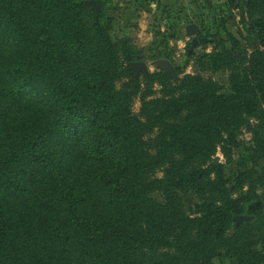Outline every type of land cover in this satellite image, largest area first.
Masks as SVG:
<instances>
[{
    "label": "trees",
    "instance_id": "1",
    "mask_svg": "<svg viewBox=\"0 0 264 264\" xmlns=\"http://www.w3.org/2000/svg\"><path fill=\"white\" fill-rule=\"evenodd\" d=\"M250 30L245 79L225 95L199 76L136 75L103 0H0V264H264V211L228 236L247 198L215 161L243 125L264 158V16ZM237 185L263 186L264 169Z\"/></svg>",
    "mask_w": 264,
    "mask_h": 264
},
{
    "label": "rangeland",
    "instance_id": "2",
    "mask_svg": "<svg viewBox=\"0 0 264 264\" xmlns=\"http://www.w3.org/2000/svg\"><path fill=\"white\" fill-rule=\"evenodd\" d=\"M103 3L104 21L112 27L110 36L114 42L127 43L131 48L130 68L136 75L161 71L175 82L184 75L199 76L213 82L219 93L225 95L233 93L234 76L245 79L244 69L256 47L250 24L264 16V4L253 2L248 7L252 0H103ZM217 53L229 58L227 66H216ZM139 108L140 103H136L134 111L139 112ZM257 123L250 119L252 126ZM223 141L217 147L215 161L222 165L224 179L234 197L247 198L243 214L234 218L230 237L241 223L254 221L256 213L264 211V185L253 191L247 185L243 190L237 185L240 174L261 173L264 158H257L252 152L255 141L248 126H241L231 135L224 134ZM178 197L183 211L196 216L199 198L192 192H180ZM258 250L264 254L263 246ZM235 262V255L231 254L209 264Z\"/></svg>",
    "mask_w": 264,
    "mask_h": 264
}]
</instances>
